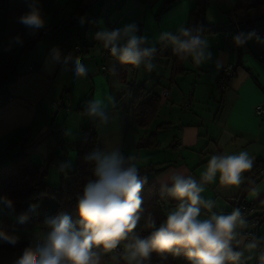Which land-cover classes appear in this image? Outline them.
<instances>
[{
    "label": "crops",
    "instance_id": "crops-1",
    "mask_svg": "<svg viewBox=\"0 0 264 264\" xmlns=\"http://www.w3.org/2000/svg\"><path fill=\"white\" fill-rule=\"evenodd\" d=\"M4 1L5 10L0 15V54L5 52L10 38L17 34L23 37L24 43L13 45L10 50L23 54L18 75L7 87L10 100L0 109V165L18 154H26L31 163L38 166L54 153L46 180L50 186L57 187L64 173L60 164L69 161L71 168L68 171L75 167L83 129L96 136L101 150L119 148L125 157L135 156L138 167L160 165L151 177L159 188L173 170L199 180L207 161L215 154L247 151L254 158L252 169L257 164H264V44L252 40L243 47L235 49L233 43L229 48V40L237 34L232 29L205 34L210 41L213 61L196 66L190 58L181 60L184 72L171 78L175 67L163 55L173 52L171 47L159 43V34L175 32L181 25L187 27L191 13L197 7L195 0L171 3H168L170 0H117L111 6L107 20L112 28L136 22L141 34L147 35L157 48H162L161 56L155 57V69L148 72L141 66L129 71L127 84L117 76L118 62L112 57L103 62V48L92 38L100 28H108L98 14L103 0H39L46 26L60 24L63 27L50 39L39 38L41 31L31 36L18 23V17L28 11L25 0ZM234 2L206 0L207 24L212 27L230 25L233 16L228 13ZM91 16L96 18V26L90 31L89 45L80 57L89 69V75L76 80L71 63L64 70V65L53 67L47 61L53 47H59L63 55L76 56L73 52L75 29L84 25L80 23L81 17ZM215 61L222 67L217 69ZM102 66H106V71H102ZM229 66L234 67V74L225 89L219 91L217 80L222 69ZM131 79H134L135 87L144 88L145 100L154 95L161 99L159 111L148 130L139 128L131 117L128 87ZM164 91H168L167 97H163ZM109 95L116 103L115 107L109 105L106 109L107 124H100L97 119L83 114L88 101ZM105 103L108 104L106 99ZM160 125L168 128L156 131ZM66 131L71 134L66 135ZM153 134H156L159 148L138 150V141ZM242 185L225 189L213 183L206 185L201 195L214 201L211 212L227 215L233 210ZM255 187L259 194L252 196L249 192L245 201L255 206V214L260 217L264 214V178ZM0 212L4 216L6 210L0 207ZM210 214L202 208V218ZM255 234L264 236V218L260 219ZM29 241L19 240L22 243ZM6 244L0 242V245ZM22 250L0 251V264H12ZM249 264H256V261Z\"/></svg>",
    "mask_w": 264,
    "mask_h": 264
},
{
    "label": "clouds",
    "instance_id": "clouds-1",
    "mask_svg": "<svg viewBox=\"0 0 264 264\" xmlns=\"http://www.w3.org/2000/svg\"><path fill=\"white\" fill-rule=\"evenodd\" d=\"M25 3L28 11L18 17V23L29 35L35 36L46 27L45 17L39 0H25ZM85 22L86 18L81 17V25ZM92 38L121 65L137 69L143 66L148 72L156 67L158 48L147 35L141 34L136 22L122 27H102ZM252 40L264 44V37L255 30L233 36L236 47H243ZM23 43V37L17 34L10 38L5 51ZM159 43L171 47L181 60L190 58L196 66L213 61L210 41L202 26L181 25L175 32L163 31L159 34ZM47 62L53 67L62 64L64 70L71 63L76 80L89 75L80 56L63 55L59 47L50 50ZM215 63L217 69L222 67L219 61ZM112 71L115 74V67ZM115 103L110 95L93 98L87 102L83 114L107 124L106 109L109 105L115 107ZM65 134L71 133L66 131ZM85 159L94 164V178L77 194L79 220L74 221L63 211L46 218L12 264H152L153 254L162 260H167L169 255L183 256L186 264H249L253 260L264 264V236L254 232L241 234L239 230L249 228L250 224L240 208H233L227 215L216 214L211 212L214 201L201 195L206 185L213 183L225 189L241 186L247 179L244 174L254 164V158L247 151L212 155L199 180L181 171H171L161 182L160 192L178 203L159 224L153 213L145 214L142 207L141 192L147 178L140 175L135 156L125 157L119 148H112L94 150ZM70 168L69 161L60 164L62 172ZM258 194V188L252 187L250 195ZM0 205L14 210L13 201L7 197H0ZM37 207L30 205L29 210L35 211ZM202 208L211 214L202 218ZM142 218L147 236L137 232ZM28 219L27 213L17 218L21 224ZM19 240L17 233L0 229V242L15 246ZM121 248L122 251H118Z\"/></svg>",
    "mask_w": 264,
    "mask_h": 264
},
{
    "label": "trees",
    "instance_id": "trees-1",
    "mask_svg": "<svg viewBox=\"0 0 264 264\" xmlns=\"http://www.w3.org/2000/svg\"><path fill=\"white\" fill-rule=\"evenodd\" d=\"M172 1L174 0H170L168 3H171ZM195 1L197 7L191 13L188 26H202L204 34L219 32L218 30L207 29L202 25L200 12L201 0ZM228 15L233 16L231 23H234V20L238 22L264 16V0H235L234 7ZM236 48L239 47L235 46V49ZM161 50L162 48H158L156 56H161ZM11 53V51H5L0 54V85L5 82L11 83L18 75L23 53H12V55ZM7 56L8 60L6 59ZM163 56L171 61L175 67L171 78L184 72L181 68V59H179L177 55L174 53H166ZM135 69L136 68L131 65H121L117 63L116 72L119 80L124 84H127V73L129 71H134ZM231 73L233 76L234 67H232ZM132 80L128 82L131 117L136 121L139 128L142 130H148L159 111L161 99L154 95L148 100H145L146 92L144 88H137L135 87V84L132 86ZM6 105L7 101H2V103H0V109ZM166 128H168L167 125H160L156 128V131ZM157 148H159V143L156 134L150 135L146 139H140L137 143L138 150H155ZM94 150H101L96 136L92 134L90 130L83 129L76 150L75 167L72 171L64 172L61 175L60 184L57 187L50 186L46 180L47 170L53 163L54 153L49 155L43 164L38 166L31 163L26 154H18L12 157L6 164L0 165V197H7L11 199L14 204V210L4 208L10 217L6 216V213H4L0 229L8 232H16L37 228L43 224L46 218L53 217L61 211L70 214L74 221H78L80 217L76 207L77 194L82 193L84 185L89 179L94 178L92 175L94 164L87 161L85 157ZM159 168L160 165L158 164H149L139 167L140 175L147 178L141 192L143 199L142 207L145 209V214H147V212L153 213L158 224L166 218L167 213L174 209L178 203V201L166 195H162L160 188L152 181V175ZM261 170H264V164H257L246 174L245 177L247 179L243 183L239 195L234 200V208L250 205L245 199L251 188L255 187L261 178H264L259 176ZM250 181H254V184L250 183ZM33 204L38 205V207L35 211H30L29 206ZM25 213H27L29 217L27 222L23 224L18 223L17 218ZM258 218L260 222V219L264 218V214L260 217L258 216ZM143 225L144 220L142 218L140 225L137 228V232L141 236H147L149 233L144 230ZM28 244L29 243L26 242H19L15 246L10 244L0 245V251L22 250ZM152 264H186V261L183 256L172 257L169 255L167 260H162L156 254H153Z\"/></svg>",
    "mask_w": 264,
    "mask_h": 264
},
{
    "label": "built area",
    "instance_id": "built-area-1",
    "mask_svg": "<svg viewBox=\"0 0 264 264\" xmlns=\"http://www.w3.org/2000/svg\"><path fill=\"white\" fill-rule=\"evenodd\" d=\"M116 1L117 0H103L102 5L99 9L98 14L104 18L106 24L108 25V28H112V27L108 24L107 14L111 6ZM4 10H5V1L0 0V15L3 14ZM234 23H236L235 20H234ZM95 26H96V18L94 16H91L86 19V22L84 23L83 26L76 27L75 33H74L76 43L73 46V52L75 53L76 56L81 57L82 52L88 47L89 33L92 29H94ZM61 30H62V25L60 24L46 26L44 29L41 30L39 34V38H52L57 32H60ZM232 30L237 33L238 32L247 33L249 31L255 30L261 37H264V28L259 27L256 24L236 25L234 28H232ZM94 41L97 42L96 40ZM228 44H229V48H232L233 40H229ZM101 59L103 60V62H107L111 60V56L106 50L103 49L101 52ZM31 69H33V67ZM231 69L232 67L230 66L222 69L221 74L216 83L217 89L219 91H223L225 89L227 81L232 76ZM102 71H106V66H102ZM131 82L133 86L134 79ZM8 85H9L8 82H5L4 84L0 85V103H2V101L4 100H6L8 103L10 100L9 97L7 96ZM167 96H168V91H164L163 97H167ZM258 113L260 114L261 111H259ZM259 176L264 177V170H261L259 172ZM240 210L245 215L246 220L250 224V227L239 230V231H241L242 235L247 234V233H253V232L255 233V231L258 229L259 224H260L258 216L255 215V206L252 204L247 205V206H242L240 207ZM118 251H122V248L118 249Z\"/></svg>",
    "mask_w": 264,
    "mask_h": 264
},
{
    "label": "water",
    "instance_id": "water-1",
    "mask_svg": "<svg viewBox=\"0 0 264 264\" xmlns=\"http://www.w3.org/2000/svg\"><path fill=\"white\" fill-rule=\"evenodd\" d=\"M201 23L202 25L207 28V29H213V30H224V29H232L234 28L236 25H249V24H255L258 22H262L264 21V16H259V17H254L252 19L249 20H245V21H238L236 23H231L230 25L227 26H221V27H212L209 26L206 21H205V12H206V0H201Z\"/></svg>",
    "mask_w": 264,
    "mask_h": 264
},
{
    "label": "rangeland",
    "instance_id": "rangeland-1",
    "mask_svg": "<svg viewBox=\"0 0 264 264\" xmlns=\"http://www.w3.org/2000/svg\"><path fill=\"white\" fill-rule=\"evenodd\" d=\"M255 24L258 25V26L264 27V21L258 22V23H255ZM0 207H3V206L0 205ZM2 216H3V213L0 212V226H1ZM6 216L10 217V215L7 212H6ZM35 230H36V228H31V229H25V230H22V231H16L15 233H17L19 235L20 239L30 240V238H31V236H32V234H33V232Z\"/></svg>",
    "mask_w": 264,
    "mask_h": 264
}]
</instances>
